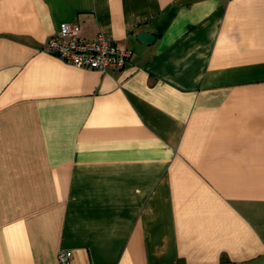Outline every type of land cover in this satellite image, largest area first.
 I'll return each instance as SVG.
<instances>
[{
	"label": "crops",
	"instance_id": "1",
	"mask_svg": "<svg viewBox=\"0 0 264 264\" xmlns=\"http://www.w3.org/2000/svg\"><path fill=\"white\" fill-rule=\"evenodd\" d=\"M63 21L129 59L44 51ZM60 250L264 264V0H0V264Z\"/></svg>",
	"mask_w": 264,
	"mask_h": 264
},
{
	"label": "built area",
	"instance_id": "2",
	"mask_svg": "<svg viewBox=\"0 0 264 264\" xmlns=\"http://www.w3.org/2000/svg\"><path fill=\"white\" fill-rule=\"evenodd\" d=\"M79 32L78 23L63 21L44 41L42 48L74 67L99 71L112 67L121 68L129 59V50L120 47L108 34L98 32L94 37L85 38ZM57 255L59 264H72V254L69 250H60Z\"/></svg>",
	"mask_w": 264,
	"mask_h": 264
},
{
	"label": "water",
	"instance_id": "3",
	"mask_svg": "<svg viewBox=\"0 0 264 264\" xmlns=\"http://www.w3.org/2000/svg\"><path fill=\"white\" fill-rule=\"evenodd\" d=\"M137 38L142 42V43H145V44H148L153 38H154V35L149 33V32H139L137 34Z\"/></svg>",
	"mask_w": 264,
	"mask_h": 264
}]
</instances>
